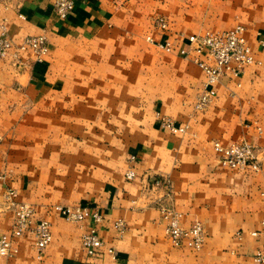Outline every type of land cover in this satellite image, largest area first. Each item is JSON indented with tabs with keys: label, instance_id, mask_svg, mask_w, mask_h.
<instances>
[{
	"label": "crops",
	"instance_id": "crops-1",
	"mask_svg": "<svg viewBox=\"0 0 264 264\" xmlns=\"http://www.w3.org/2000/svg\"><path fill=\"white\" fill-rule=\"evenodd\" d=\"M130 1L74 0L72 11L60 18L54 0H0V18L6 21V33L14 44L25 35L41 33L49 44L41 62L34 61L30 51L0 57V233L8 232L13 223L3 202L6 188H15L20 199L43 207L52 198L46 186L54 183L47 168L71 170V174L74 168L84 169L81 177L85 181L90 161L89 122L93 114L102 113L105 98L99 92L91 94L87 80L70 75L75 70L69 64L79 62L74 57L85 56L72 46L117 35L126 22L122 14ZM184 6L194 10V22L201 27L244 25L256 57L264 59V46L259 44L264 39V0H186ZM179 67L183 76L162 84L161 108L151 105L147 126L129 144V152L136 156L132 162L135 178L124 177L129 165L124 164L118 177L109 181V188L104 181L94 191L91 202L104 219L78 224L68 222L53 208L42 211L51 221L52 234L42 256H36L34 236L26 233L14 239L15 255L0 256V264H260L253 253L262 240L249 231L259 229L264 220V129L258 133L246 122L259 119L264 123V66L245 67L240 88L223 77L210 106L192 119L186 114L197 92L190 83L199 86L204 76L194 67L185 76V66ZM232 91L235 96L230 95ZM156 109L177 123L187 122L188 130L158 129ZM49 137L56 141L49 144ZM213 140L252 142L261 171L221 165ZM63 153L67 155L62 162ZM155 179L169 181L170 194L161 181L153 184ZM160 204L182 212L185 227L196 220L202 223L205 241L200 250L171 244ZM116 218L126 223L122 236L112 226ZM90 226L96 227L105 242L93 255L80 242L82 231ZM106 246L115 249V256L109 255Z\"/></svg>",
	"mask_w": 264,
	"mask_h": 264
},
{
	"label": "rangeland",
	"instance_id": "rangeland-1",
	"mask_svg": "<svg viewBox=\"0 0 264 264\" xmlns=\"http://www.w3.org/2000/svg\"><path fill=\"white\" fill-rule=\"evenodd\" d=\"M184 1L186 3V0H179L176 3L175 0H171L170 3L167 0H131L128 2L127 10L125 9L122 14V19L126 22L119 27V33L117 35L109 37L111 39L105 41L94 40L82 43L75 42L73 44L72 48L83 51L85 56L74 57L75 59H79V62L73 61V63L71 62L69 64L70 66H74L75 70L70 75L75 80H87V82H90V93L96 95L99 92L100 96L105 98L100 106L104 107V109H100L102 113L99 115L93 114V118L89 122V137L86 138V143L88 145L87 149L90 152V161L86 174L87 177L84 179L85 181L81 177L85 171L84 169L74 168L71 174V170H67L69 173H66L63 169L53 170L52 168H47L46 172L49 176L52 175L51 180L52 182L54 181L52 185L46 186L47 193H51L52 195L51 200L45 202L46 204L42 203L44 204L43 207L38 206L34 201L24 200L35 207L39 213L37 215H41L42 211L43 213H47L56 204L68 206L82 205L99 210L102 215V220L104 219L103 213L99 208L94 206L91 198L96 192L95 190L101 186L99 184H102L104 181L108 183L107 188L110 187L109 181L118 177L124 164H129L127 170L130 167L133 168L134 164L132 162L136 160V156L129 152V144L139 138L137 134H139L140 128L143 130L147 126L151 105H155L154 108H161V98L164 94L161 89L162 84L167 85L168 80H178L177 76L181 74L178 67L182 65L186 68L185 76H190V69L192 67L197 68L201 72L200 67L191 61L190 58L182 56L175 50L167 52L154 43L149 42L146 36L150 34L157 38L168 34L172 39L177 40L178 36H185L190 33H201L205 30H222L235 25L233 24L224 28L198 26L194 22V10L185 9ZM159 16H163L168 22V30L166 33L161 32L155 26L154 20ZM174 43L175 45L182 44L180 40L174 41ZM179 56L190 60L192 63L182 61ZM252 65L264 66V62L262 64ZM182 76L183 74L180 75V78ZM228 78L233 80L236 87H241V77L239 78L240 85H237L238 81L236 79ZM191 79L190 77V82L193 81ZM185 80L187 81V78ZM93 82L94 84H92ZM190 88H194V91L197 92L193 103L190 104L191 110L186 114L188 118L192 119L198 112L206 110L213 100L203 110L194 111L193 104L197 95L203 89V81L200 82L199 86L190 83ZM187 90L190 91V89ZM230 95L235 96V92L232 91ZM159 109H156V112H159ZM155 121L156 123L158 122L156 119ZM246 124L253 126L258 133H261L262 129H264V123L259 119L251 120L246 122ZM157 127L158 129H163L159 123ZM258 127L261 131L258 130ZM55 141V138L49 137L47 142L53 144ZM76 141L75 138V143ZM83 143L85 144V142ZM253 146L256 153V146L254 144ZM66 155L63 153L60 156L62 162L65 161ZM133 156L134 159L132 160ZM258 160L260 169L254 172H259L262 169L259 157ZM126 171L124 170L123 172L124 177L127 180H132L133 178L128 179L126 177ZM156 180H159V183L160 181L162 182L161 179H155L152 183L155 184L154 182ZM4 205L6 206L5 202ZM6 208L13 215L12 210L7 206ZM41 217L47 218L45 215H41ZM117 219L124 222L122 233L117 232L118 230L114 227ZM68 222L79 224L81 221ZM112 226L117 236H122L126 230V223L122 218L114 219ZM103 247H105L104 240ZM110 247L113 248L112 246ZM107 248L106 246V250ZM109 255L111 254L109 253Z\"/></svg>",
	"mask_w": 264,
	"mask_h": 264
},
{
	"label": "built area",
	"instance_id": "built-area-1",
	"mask_svg": "<svg viewBox=\"0 0 264 264\" xmlns=\"http://www.w3.org/2000/svg\"><path fill=\"white\" fill-rule=\"evenodd\" d=\"M53 7L60 18H66L74 7V0H54ZM155 26L161 32H167L168 22L163 16L154 20ZM146 39L167 52L177 51L184 57L190 58L202 70L204 80L203 89L199 92L193 104L194 111L206 108L216 95V84L223 77L236 79L240 85L241 77L246 66L252 64H262V59L257 58L245 35V26L235 24L234 26L222 30H205L201 33H190L185 36H178L177 40L172 39L168 34L160 37L147 35ZM181 45H175L174 41H179ZM260 46H264V39H259ZM30 51L34 61L41 62L48 53L47 37L44 33L36 35H25L20 42L14 44L6 33V21L0 18V57L13 52ZM159 125L171 133H185L189 124L177 123L172 118L161 112H156ZM258 130L261 129L258 127ZM212 148L216 154L218 162L233 169L249 168L253 171L260 169L259 160L252 143L241 141L221 142L213 140ZM134 156L132 157V160ZM128 179L135 176L133 168H129L126 173ZM159 183V180L154 182ZM166 187V194H170L169 181H162ZM6 206L13 212V223L8 232L0 233V256L11 257L17 252L14 239L31 233L34 236V246L36 256L40 258L44 249L52 241L51 221L44 217H39L35 207L18 197V192L14 188H8L3 196ZM53 210L60 214L67 221H82L90 219L98 223L102 220L99 210L82 205H59L53 206ZM159 211L164 222V231L173 246H185L194 250L202 248L205 241V234L202 224L194 221L185 227L181 223L182 212L168 204H160ZM115 229L119 233L123 232L124 222L117 219L114 223ZM249 234L262 240L253 253V259L264 264V220L261 221L259 229L249 231ZM240 237V234L238 235ZM103 240L97 232L95 226H90L81 234V246L88 255H93L102 248ZM108 253L115 256L113 248H107ZM4 264H9L8 262Z\"/></svg>",
	"mask_w": 264,
	"mask_h": 264
}]
</instances>
